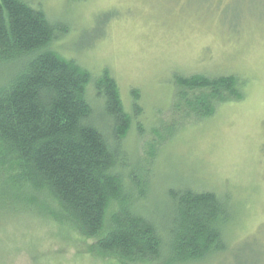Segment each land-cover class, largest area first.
<instances>
[{
	"label": "trees",
	"instance_id": "trees-1",
	"mask_svg": "<svg viewBox=\"0 0 264 264\" xmlns=\"http://www.w3.org/2000/svg\"><path fill=\"white\" fill-rule=\"evenodd\" d=\"M65 30L33 0H0V229L10 217L48 219L67 240L85 242L80 252L115 264H195L223 252L229 197L189 183L153 204L145 195L156 148L244 98V83L174 73L165 132L152 128L150 161L129 165L131 121L116 79L57 53Z\"/></svg>",
	"mask_w": 264,
	"mask_h": 264
},
{
	"label": "rangeland",
	"instance_id": "rangeland-1",
	"mask_svg": "<svg viewBox=\"0 0 264 264\" xmlns=\"http://www.w3.org/2000/svg\"><path fill=\"white\" fill-rule=\"evenodd\" d=\"M33 2L65 26L57 53L116 79L131 121L123 142L129 165L150 161L151 130L169 116L174 73L239 77L244 98L219 104L156 148L145 197L153 204L182 183L226 195L227 248L195 264H264V0ZM10 218L0 229V264H115L80 252L85 242L67 240L48 219Z\"/></svg>",
	"mask_w": 264,
	"mask_h": 264
}]
</instances>
